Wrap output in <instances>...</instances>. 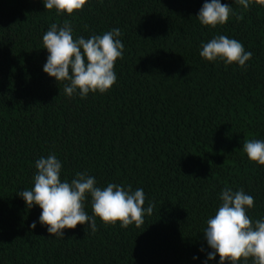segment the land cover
Masks as SVG:
<instances>
[{
	"label": "trees",
	"instance_id": "1",
	"mask_svg": "<svg viewBox=\"0 0 264 264\" xmlns=\"http://www.w3.org/2000/svg\"><path fill=\"white\" fill-rule=\"evenodd\" d=\"M220 2L236 15L212 28L196 17L205 0H87L72 15L44 0H0V264H205L203 230L225 187L254 197L246 214L264 219V165L243 150L264 141V6ZM65 22L74 39L120 29L123 58L106 93L68 97V82L43 71V34ZM218 35L252 52L245 67L200 56ZM53 154L62 182L86 172L102 189L142 188L153 214L140 227L96 217L95 233L77 224L49 234L42 209L17 193ZM84 206L93 215L90 194Z\"/></svg>",
	"mask_w": 264,
	"mask_h": 264
},
{
	"label": "clouds",
	"instance_id": "2",
	"mask_svg": "<svg viewBox=\"0 0 264 264\" xmlns=\"http://www.w3.org/2000/svg\"><path fill=\"white\" fill-rule=\"evenodd\" d=\"M264 6V0H236V3L248 9L252 3ZM87 0H44L45 9H55L57 13L82 10ZM230 13L236 15L231 6L220 0H205L196 16L204 26L215 28L225 24ZM239 18V17H238ZM70 23L62 25L52 23L43 34V48L49 55L43 71L57 82L67 81L64 92L72 97L77 90L81 98L89 92L106 93L116 83L114 65L118 58H123L124 44L119 37V28H113L102 35H92L85 39L73 38ZM200 56L208 61L222 60L226 65L237 63L246 66L252 58L251 51H245L244 45L224 35H218L202 44ZM243 150L249 160L264 165V141L249 140L243 144ZM36 174L30 190L19 191L28 208L34 204L41 209L39 222L47 225L48 233L63 237L65 228H75L77 224H87L93 233L97 231L96 217L104 224L120 222L122 228L130 224L137 227L145 223L144 215L153 214L154 203L145 205V193L142 188L132 190L122 185L108 183L103 189L96 186V179L86 172H78L69 183L61 181L62 164L53 155L41 157L35 162ZM86 194L91 196L93 215L85 211ZM221 205L215 215L208 218L203 230L207 243L213 251L207 253V260L219 255L220 264L225 261L237 264L243 259L252 258V264H264V219L254 222L246 214V209L254 206V197L241 188L233 191L225 187L219 194ZM31 228L36 227L33 221ZM200 251H204L201 247ZM197 259V257H193Z\"/></svg>",
	"mask_w": 264,
	"mask_h": 264
}]
</instances>
